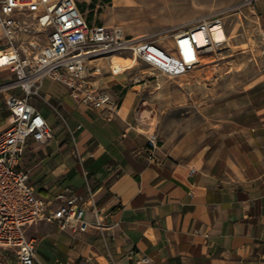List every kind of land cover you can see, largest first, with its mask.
Here are the masks:
<instances>
[{
	"label": "crops",
	"instance_id": "0c3cea01",
	"mask_svg": "<svg viewBox=\"0 0 264 264\" xmlns=\"http://www.w3.org/2000/svg\"><path fill=\"white\" fill-rule=\"evenodd\" d=\"M253 12L264 26V0ZM11 78L1 66L0 79ZM121 80L96 76L113 99ZM132 87L114 112L78 104L67 89L43 94L64 111L63 123L44 143L30 139L18 167L49 208L61 190L82 195L89 226H26L36 264H264V76L223 100L212 132L189 149L178 142L148 151L147 110ZM4 100L0 131L9 123ZM0 252L3 264H19L13 248Z\"/></svg>",
	"mask_w": 264,
	"mask_h": 264
},
{
	"label": "built area",
	"instance_id": "2783aa9c",
	"mask_svg": "<svg viewBox=\"0 0 264 264\" xmlns=\"http://www.w3.org/2000/svg\"><path fill=\"white\" fill-rule=\"evenodd\" d=\"M256 0H242L253 9ZM170 32V48L147 34L128 35L118 25L89 22L77 0H0V67L13 73V80L0 84V92L18 88L22 95L8 93L5 105L9 123L0 131V250L13 248L19 264H36V241L24 228L40 220L64 231H83L85 199L69 189L55 195V208L39 197L18 167L28 138L41 143L52 137L44 116L30 102L40 96L45 77L63 85L78 104L91 108L117 109L109 91L96 81L101 58L132 52L136 58L167 77L192 70L202 53L213 45L209 24ZM196 28L204 31V44L196 39ZM55 108L54 106H52ZM148 151L158 143L155 130H147ZM194 169H189L193 173ZM92 194L86 201L93 202ZM0 264H3L0 252Z\"/></svg>",
	"mask_w": 264,
	"mask_h": 264
},
{
	"label": "rangeland",
	"instance_id": "374dc122",
	"mask_svg": "<svg viewBox=\"0 0 264 264\" xmlns=\"http://www.w3.org/2000/svg\"><path fill=\"white\" fill-rule=\"evenodd\" d=\"M86 19L95 24L118 25L125 34H147L170 48V32L194 28L204 21L220 19L227 40L209 45L195 67L176 77H167L132 52L115 53L101 58L100 72L126 81L136 91L135 103L147 116L149 130L158 134L159 145L182 142L185 148L200 144L212 132L220 118V103L242 93L264 76V26L253 9L242 0H77ZM13 78H11L12 80ZM9 80V79H8ZM0 79V84L5 81ZM66 88L49 77L43 79L40 94H64ZM22 95L20 89L0 92ZM55 131L65 113L54 99L31 98ZM54 106L55 108H53ZM30 138L27 139V143ZM22 160V159H21ZM20 160V163H21ZM4 251H2L3 253Z\"/></svg>",
	"mask_w": 264,
	"mask_h": 264
},
{
	"label": "bare ground",
	"instance_id": "6f19581e",
	"mask_svg": "<svg viewBox=\"0 0 264 264\" xmlns=\"http://www.w3.org/2000/svg\"><path fill=\"white\" fill-rule=\"evenodd\" d=\"M209 33L211 36L212 43H220L224 40H227V35L225 34L223 24L220 19H217L214 22L209 24ZM196 39L200 44H204V31L200 28H196ZM207 50V49H206ZM198 61L201 62L202 59L198 58Z\"/></svg>",
	"mask_w": 264,
	"mask_h": 264
}]
</instances>
